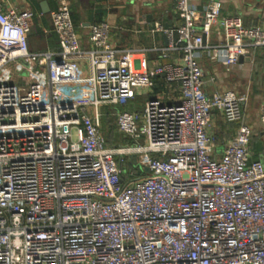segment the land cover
Masks as SVG:
<instances>
[{"label":"built area","instance_id":"1","mask_svg":"<svg viewBox=\"0 0 264 264\" xmlns=\"http://www.w3.org/2000/svg\"><path fill=\"white\" fill-rule=\"evenodd\" d=\"M172 1L181 22L152 30L179 57L148 67L104 20L83 46L69 0L51 12L58 48L32 52L33 12L0 0V264H264V152L252 158L248 124L222 142L210 132L214 114L241 119L245 96L205 91L197 56L234 65L264 47V26L219 0L201 13ZM157 75L178 99L118 111L129 142L109 144L100 106L126 105ZM259 119L264 131V101Z\"/></svg>","mask_w":264,"mask_h":264},{"label":"crops","instance_id":"2","mask_svg":"<svg viewBox=\"0 0 264 264\" xmlns=\"http://www.w3.org/2000/svg\"><path fill=\"white\" fill-rule=\"evenodd\" d=\"M5 7L29 8L33 14L29 19L30 28L27 33L28 48L32 52L54 50L58 48V39L53 30L51 12L56 9V0H1ZM70 15L83 46H88L87 34L90 24L107 21L111 26L113 43L121 48L143 49L148 67L159 62L173 61L179 57L177 52L163 54L159 49L165 46V36L153 31L155 21L166 27L178 25L181 19L173 11L172 0H162L154 3L142 0H69ZM199 1L197 9L202 12L205 0ZM223 15L242 16L245 25L259 24L264 26V0H219ZM197 26L200 21H196ZM210 41H216L213 31ZM200 63L205 68L203 88L207 92L230 89L237 94H243L242 117L238 121H224L214 114L210 132L219 142L233 136L240 124H248L252 128L251 147L258 158L264 152V131L259 119L260 105L264 101V47L254 50L249 58L240 59L236 64L226 67L223 62L210 60L205 54H197ZM150 89L137 90L136 100L141 108L149 97L160 98L164 102H174L178 99L179 90L173 84L165 82L162 75L153 78ZM86 85L69 86L73 96L85 95ZM126 104V105H127ZM124 105V106H126ZM129 110V109H128ZM103 112L104 110L101 109ZM104 112L102 116L103 126ZM106 137V136H105ZM125 138V137H124ZM107 141L108 138L106 137ZM109 142V141H108ZM113 144V143H109ZM264 154V153H263Z\"/></svg>","mask_w":264,"mask_h":264},{"label":"rangeland","instance_id":"3","mask_svg":"<svg viewBox=\"0 0 264 264\" xmlns=\"http://www.w3.org/2000/svg\"><path fill=\"white\" fill-rule=\"evenodd\" d=\"M132 105L137 107L139 106V103L138 101L134 100L130 104H127L126 106H117V105L100 106L102 110L109 111L108 114L105 115L103 118V126L107 130V132H105V136L108 138L109 143H113L114 145H121L129 142V140L128 141L126 140V137L124 138V136L118 132L115 125V117L118 111L132 109L131 108ZM253 150L255 152L257 151L256 149Z\"/></svg>","mask_w":264,"mask_h":264},{"label":"trees","instance_id":"4","mask_svg":"<svg viewBox=\"0 0 264 264\" xmlns=\"http://www.w3.org/2000/svg\"><path fill=\"white\" fill-rule=\"evenodd\" d=\"M132 109H136V108H132ZM103 112H104V116H105V115H107V114H108V112H109V111H108V110H106V111L104 110ZM126 140L128 141L129 139H128V138H126ZM258 149H259V148H258V147H256V150H258ZM254 153H255V154H254V156H253V157L255 158V157H257V155H256V153H257V152H254Z\"/></svg>","mask_w":264,"mask_h":264},{"label":"water","instance_id":"5","mask_svg":"<svg viewBox=\"0 0 264 264\" xmlns=\"http://www.w3.org/2000/svg\"><path fill=\"white\" fill-rule=\"evenodd\" d=\"M245 57L249 58V56H245ZM245 57H244V58H245ZM240 59H243V58H240Z\"/></svg>","mask_w":264,"mask_h":264}]
</instances>
